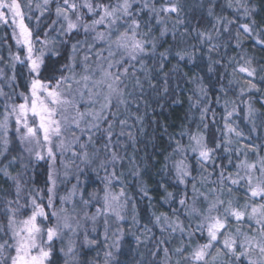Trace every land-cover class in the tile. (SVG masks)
I'll return each mask as SVG.
<instances>
[{
    "label": "snow or ice",
    "instance_id": "obj_1",
    "mask_svg": "<svg viewBox=\"0 0 264 264\" xmlns=\"http://www.w3.org/2000/svg\"><path fill=\"white\" fill-rule=\"evenodd\" d=\"M203 6L216 21V35L235 39L241 49L231 58L240 95L264 92L256 82L264 84V65L254 66L241 39L264 49L257 5L253 0H225L223 7L234 11L232 19L215 15L221 6L214 0ZM188 7L181 0H42L35 5L33 0H0V24L10 25L14 40L7 57L0 55V176L9 184L0 195V264H90L89 252L99 257L96 249L105 246L103 264H122L114 253L123 254L120 225L130 198L121 168L127 161L129 173L137 178L141 169L118 149L127 148L121 138L134 143L130 128L135 125H129L127 114L136 104V91L143 95L145 81L155 87L145 64L157 49L149 17L162 26L161 38L170 31L165 18L176 17L171 30L176 36L175 25H183L185 33L191 28V22L185 25L180 19ZM50 12L56 19L49 32L56 36L41 39L30 25L35 21L38 26ZM196 38L210 42L213 35L197 31ZM168 51L178 61L195 59L193 52L171 46ZM237 74L247 79L241 84ZM191 82L188 99L199 111L200 123L195 131H181L180 139L170 137L171 151L163 165L176 183L175 191L164 186L162 199L178 207H170L171 215L153 213L150 218L168 238L179 233L181 242L171 250L157 247L154 255L162 252L163 258L152 264H264V136H252L264 130V108L257 109L251 95L241 100L244 109L226 99L222 127L210 132L205 122L210 111L207 87L203 77ZM163 90L168 92L166 82ZM238 112L245 113L243 128ZM135 119L142 121L138 115ZM14 148L17 155H11ZM224 159L227 165L217 164ZM39 162L45 165L42 184L34 177L33 165ZM16 164L19 170L13 171ZM97 169L104 172L98 184L89 174ZM140 191L147 195L143 186ZM100 227L103 243L93 238Z\"/></svg>",
    "mask_w": 264,
    "mask_h": 264
},
{
    "label": "trees",
    "instance_id": "obj_2",
    "mask_svg": "<svg viewBox=\"0 0 264 264\" xmlns=\"http://www.w3.org/2000/svg\"><path fill=\"white\" fill-rule=\"evenodd\" d=\"M217 5L214 9L216 16H224L229 19L234 17V11L223 7L225 0H214ZM259 10V15L256 16L258 22L264 23V0H253ZM42 3V0H33V4ZM139 3V0H137ZM181 3L188 4L187 16L182 12L180 19L185 21V25L191 22V28L185 33L183 25H175L176 31L179 33L173 36L172 29L175 24L176 17H166L167 27L170 30L163 38L160 37L161 25L156 24L155 20L149 17L151 26L153 28L151 36L156 38L157 49L156 53L151 58H145V64L149 70V75L153 78L151 83L155 87H150L148 82H144L143 95H140L139 90L136 91V104L130 108L127 114L129 117V125H135L130 128L134 137V143H130L127 138H121L122 143L127 145L126 150L119 148L120 154L125 157H132L140 166L141 175L139 178L129 173V165L127 161L124 162L121 171L124 173V179L127 183L128 196L130 204L128 208L127 218L121 223L124 230V237L121 242V251L114 253L116 260L121 261L122 264H152L154 260L163 258V253L159 256L154 255L157 247H168L170 250L174 247L180 246V234L176 233L171 238L167 234H162L160 227L150 222L152 214L159 215L160 213H167L171 215L170 207H178V205H169L162 199L165 195V187L168 191H175L173 185L176 183L174 178L168 174V171L163 167L166 163L165 157L171 151L172 139H180L179 133L192 129L195 131V125L200 123V113L196 108L190 107L188 97L192 94V78L203 77V83L207 87V101L206 106L210 109L205 121L209 124V131L214 132L217 128L222 127L221 116L224 111V101L235 100L240 109L245 108V104L241 100L247 101L249 95L252 97V103L257 109L264 108V92L245 93L243 96L239 93L240 85L233 80V61L232 57H238L241 49L237 47L235 39H229L227 36L216 35V29L213 25L216 21L213 16L208 15L207 8L203 5L205 0H181ZM54 8V5L52 6ZM36 16H39L38 11H34ZM56 17L54 13H46L40 18L38 26L36 22L30 26L35 27V34L44 39L45 34L55 37L56 33L49 32V26ZM245 22L243 19L240 23ZM221 32H223L222 25H216ZM147 31V29H145ZM197 31L209 32L213 35L212 41L198 40ZM11 27L0 24V55L7 57L8 46L14 45V40L11 36ZM244 40L243 49L247 56L254 57V66L264 65V49L256 46L255 41ZM213 45L215 47H213ZM170 46L178 52H193L195 59L191 62L185 59L178 61L174 55L168 51ZM15 49H13L14 51ZM57 50L63 55L64 48L59 46ZM165 53L163 60L159 58V53ZM56 59V57H53ZM139 67V66H138ZM211 67L212 71L208 68ZM26 71V70H25ZM144 81L142 72L136 73ZM247 79L246 74L243 76L237 74L235 80L243 83ZM229 81H233L229 83ZM165 82L168 88L166 93L163 89ZM258 86L264 88V84ZM23 84H20L22 90ZM225 93L227 95H225ZM215 114V120L212 119ZM142 117L141 120H136V116ZM245 113L238 112L236 120L240 123L241 128L247 125V120L244 119ZM121 118H124L123 116ZM119 131V128H117ZM219 136L220 133L216 132ZM247 136V132L245 133ZM253 137L264 136V130H258L252 133ZM172 137V139H170ZM247 142V141H245ZM18 150L14 148L11 155H17ZM194 155V154H190ZM224 153V156H227ZM11 156H9V159ZM223 163L227 165V160H218L217 164ZM2 163L6 164L7 160ZM99 161L96 162L98 164ZM96 164L93 167H96ZM18 167L19 164L14 166ZM35 169L34 177L37 184H42L45 165L39 162L33 165ZM208 171H212L209 167ZM99 183V178L104 176L102 170L97 169L95 173H89ZM215 174L210 179H215ZM82 180L86 177H81ZM6 178L0 176V195L4 194L5 189L9 184L5 183ZM10 183V182H9ZM75 183V180H71ZM144 187L147 195H144L140 188ZM212 185H209L211 187ZM70 187V184H69ZM132 205H135V212L132 210ZM91 211V210H90ZM135 216V220L133 219ZM145 226H147L145 228ZM93 238L98 242L103 243L104 238L93 234ZM165 240L164 244L158 242ZM106 247V246H105ZM105 247L97 248L100 256H96V252H89L87 259L91 262L95 260L97 264H103L102 257ZM176 257H173V261Z\"/></svg>",
    "mask_w": 264,
    "mask_h": 264
},
{
    "label": "rangeland",
    "instance_id": "obj_3",
    "mask_svg": "<svg viewBox=\"0 0 264 264\" xmlns=\"http://www.w3.org/2000/svg\"><path fill=\"white\" fill-rule=\"evenodd\" d=\"M230 107H231V105H230ZM14 166H15V165H13V169H12L13 171H15V170H19L18 167H15V168H14ZM98 235H99L100 238H102V239L104 238V235H103V228H102V227H100V228L98 229Z\"/></svg>",
    "mask_w": 264,
    "mask_h": 264
}]
</instances>
